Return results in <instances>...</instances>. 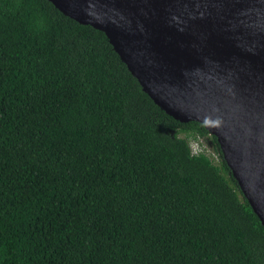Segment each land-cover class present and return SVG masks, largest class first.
Returning <instances> with one entry per match:
<instances>
[{
	"label": "trees",
	"instance_id": "1",
	"mask_svg": "<svg viewBox=\"0 0 264 264\" xmlns=\"http://www.w3.org/2000/svg\"><path fill=\"white\" fill-rule=\"evenodd\" d=\"M0 264H264L216 138L48 0H0Z\"/></svg>",
	"mask_w": 264,
	"mask_h": 264
},
{
	"label": "water",
	"instance_id": "2",
	"mask_svg": "<svg viewBox=\"0 0 264 264\" xmlns=\"http://www.w3.org/2000/svg\"><path fill=\"white\" fill-rule=\"evenodd\" d=\"M102 32L168 116L216 138L264 227V0H48Z\"/></svg>",
	"mask_w": 264,
	"mask_h": 264
},
{
	"label": "rangeland",
	"instance_id": "3",
	"mask_svg": "<svg viewBox=\"0 0 264 264\" xmlns=\"http://www.w3.org/2000/svg\"><path fill=\"white\" fill-rule=\"evenodd\" d=\"M209 146H207L208 148ZM192 151L195 152L198 149L197 143H191ZM209 156L215 161L218 162V158L214 152H212L210 149L208 150Z\"/></svg>",
	"mask_w": 264,
	"mask_h": 264
}]
</instances>
